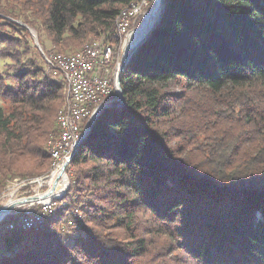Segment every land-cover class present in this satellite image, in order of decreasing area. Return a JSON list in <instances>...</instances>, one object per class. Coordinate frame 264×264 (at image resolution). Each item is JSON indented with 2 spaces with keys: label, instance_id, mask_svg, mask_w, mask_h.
I'll return each mask as SVG.
<instances>
[{
  "label": "trees",
  "instance_id": "16d2710c",
  "mask_svg": "<svg viewBox=\"0 0 264 264\" xmlns=\"http://www.w3.org/2000/svg\"><path fill=\"white\" fill-rule=\"evenodd\" d=\"M139 1L26 0V20L0 4V197L50 171L66 100L26 26L49 58L102 39L116 54ZM121 88L44 225L21 228L41 203L0 218V264H264V0H165Z\"/></svg>",
  "mask_w": 264,
  "mask_h": 264
},
{
  "label": "built area",
  "instance_id": "2783aa9c",
  "mask_svg": "<svg viewBox=\"0 0 264 264\" xmlns=\"http://www.w3.org/2000/svg\"><path fill=\"white\" fill-rule=\"evenodd\" d=\"M146 15L147 11L140 9V1L137 2L134 10L124 17V24L121 26L122 40L118 41L122 42L138 21L143 17L145 19ZM43 55L45 60L49 58ZM114 55L113 45L106 41H96L84 54L76 57V63H67V56H56V53L51 56L53 65L49 66L53 69L55 76L69 83L70 86V111L61 119L58 139L52 149V154H56L55 170H59V175L63 180H65L63 172L65 161H68L66 151H71V146L80 139L82 134H85V127L89 125L85 123L87 109L100 110L101 106H106L114 100L120 101L116 90V79L106 77L107 66L114 63ZM105 80H113V87H105ZM26 183L27 181H18L20 186ZM60 192L67 191L60 190ZM48 199L55 200V196L51 195ZM43 203L44 205L36 213L24 218L21 224H41V216L49 214L54 210L55 205L54 203ZM74 216H77V210L74 211Z\"/></svg>",
  "mask_w": 264,
  "mask_h": 264
},
{
  "label": "rangeland",
  "instance_id": "374dc122",
  "mask_svg": "<svg viewBox=\"0 0 264 264\" xmlns=\"http://www.w3.org/2000/svg\"><path fill=\"white\" fill-rule=\"evenodd\" d=\"M154 3H155V0H154ZM0 4L2 6H6L7 8L9 9H12V8H17L18 10H20V14L23 16L21 17L23 20H26V17H31V14L29 13V7L26 6V0H0ZM149 4H150V0L146 1V4L143 6V11H150L149 10ZM155 5V4H154ZM154 7V6H153ZM28 20H31V19H28ZM145 19L144 17L142 19H140L138 21V23L136 24L135 27L132 28V30L130 31V33L136 28H139L143 23H144ZM27 27V26H26ZM29 28V27H28ZM31 28V27H30ZM29 28V29H30ZM32 30H34L32 28ZM30 31V30H29ZM37 37H38V41H39V35L38 33L36 32V30H34ZM31 33V32H30ZM130 33L126 36V38L130 35ZM32 35V34H31ZM125 38V39H126ZM32 39H33V36H32ZM125 39L122 41V47H121V52L117 53L116 52V57L117 58V61L113 64H110L107 66V75L106 77L108 78H112V79H116L117 81V78H118V73H119V70H120V67H121V56L120 54H122V49H123V44H124V41ZM33 42H34V39H33ZM40 43V41H39ZM35 44V42H34ZM36 46V45H35ZM45 54L44 51L41 52V54ZM55 54L52 53L51 55ZM131 56V54H130ZM129 56V57H130ZM128 57V58H129ZM120 58V59H119ZM8 63V61H4V60H1L0 61V64L1 66H5L6 64ZM119 63V64H118ZM118 64V65H117ZM51 171V172H50ZM50 171H48V173L46 175H42L38 178H35V179H31V180H22L23 182L27 181L26 185L25 184H22L23 186H20L18 184V181H21V180H17V181H13L8 190L5 191L2 196L0 197V210L1 209H4L8 206H11L15 203H18L22 200H25V199H29L31 197H29V194L32 193L31 195H33L32 197H40V196H43L45 194H47L49 191L53 190V189H57V188H60L62 187L64 184H65V180H63L61 178V176L59 175V170H54L52 172V170L50 169ZM40 182V183H39ZM39 183V184H38ZM44 187H42L43 185ZM20 186V187H19ZM52 186V189H50L48 191V187H51ZM22 187H25L26 189H22ZM46 189V190H45ZM58 191L60 192V190H56L54 192H52L51 194L48 195V197H50L51 195L55 196V194L58 193ZM48 200V198L46 199ZM46 200H39L37 203H41V207L44 205L43 202H45ZM52 200V199H51ZM36 204V203H35ZM33 205V204H32ZM31 204H27L26 206H24L23 208H19L17 209L18 212H20L21 210H26L28 207L32 206ZM26 218V217H24ZM23 218V219H24Z\"/></svg>",
  "mask_w": 264,
  "mask_h": 264
},
{
  "label": "bare ground",
  "instance_id": "6f19581e",
  "mask_svg": "<svg viewBox=\"0 0 264 264\" xmlns=\"http://www.w3.org/2000/svg\"><path fill=\"white\" fill-rule=\"evenodd\" d=\"M146 1H148V0H142V1H140V9L143 8V6L146 4ZM159 2H160V0H157V5H154V7L149 12H147V15H146L145 21H144V23H145L146 26L149 25V24H151V22L155 19L156 15H157V10H158V6H159ZM136 4H137V2L131 4V6H129L128 8H126L122 12V14L119 16V18L117 19L116 25H115L116 28L114 30V35H113L116 40H122V28H121V26H123V24H124V17H126L127 15H129V12L130 11L134 10V7L136 6ZM142 36H143L142 34H138V35L133 36L132 39L129 41V47H132V49H133V47L138 43V41L142 38ZM98 41H104V40L102 39V40H98ZM91 45H92V43L86 44V46L80 52L78 51L79 53L74 54V55H72V54H70V55L67 54L66 55V54L56 53V56H67V63H76V57L80 56L81 54H84V52L87 49H89L91 47ZM120 56H121V54H120ZM116 61L114 60V63ZM46 62L49 65H53V58H46ZM115 65H116V63H115ZM62 83H64L65 86H66V100H65L64 107H62V109L59 111L58 116H57V125H58L59 129L61 127V119L63 117H65V115H66V113L68 111H70V99H69L70 86H69V83H66V82H62ZM105 87H113V80H105ZM116 90H117V93H118V98L121 99V97L119 95V92H118V89H117V81H116ZM104 108H105V106H101L100 107V110H97V108H88L87 109V112H86V116H85V123H89V121H91L92 119H95V117L97 115H99V113ZM87 131H88V126L85 127V134H86ZM85 134H82V136L80 137V139L74 142V145L71 146V151H66V158H68V160L76 152V150H77L80 142L83 140ZM56 139H58V135L55 136V134H54V136H52V138H51V140L49 142V152H50L49 154L52 157V166H51L52 172L55 170V167H56V154H52V149H53V147L55 145ZM66 163H67V161H65V164ZM60 193L66 194L67 192H60ZM55 199H58V196H55ZM75 200H77V198H75L74 201ZM55 206H56V204L54 205V210H55ZM64 206H66V205H64ZM54 210L50 211L49 214L52 213ZM79 213L80 212L77 210V216H74V217L75 218H80ZM49 214H45V216H41V224H42V226L44 225V223L46 221V218H47V216ZM41 224H25V225H21L22 226L21 228L22 229L40 228V227H42ZM70 225H74L73 222H71ZM15 227H17V226L14 225V226H10L9 228L11 230H14Z\"/></svg>",
  "mask_w": 264,
  "mask_h": 264
},
{
  "label": "water",
  "instance_id": "95a60500",
  "mask_svg": "<svg viewBox=\"0 0 264 264\" xmlns=\"http://www.w3.org/2000/svg\"><path fill=\"white\" fill-rule=\"evenodd\" d=\"M164 4H165V0H160L159 6H158V10H157V15H156L155 19L151 22V24H149V25L146 26L145 23H143L139 28H137V29L135 28L130 33V35L125 39L124 44H123L122 54H121V67H120V70H119V73H118V78H117V89H118V92H119V95H120L121 99H120L119 102H117L116 100L112 101L110 104H108L107 107H109V108H115L117 106L124 105L123 91H122V88H121V77H122V74H123V72L125 70V67L127 65L128 57L130 56V54H132L138 48V46L144 40V38L147 35V33L159 22V20H160V18L162 16ZM155 5H157V0H155ZM26 28L29 29L28 27H26ZM29 30H30V32H31V34L33 36V39H34V42H35L36 47L41 52H43L42 47H41V45H40V43L38 41V37H37L35 31L32 30V29H29ZM138 34H142L143 36H142V38L138 41V43L132 49V47H129V41L132 39L133 36L138 35ZM87 134H88V131L84 135L83 140L85 139V137H86ZM72 159H73V156L65 164V167H64V170H63V172H64V178H65V184L62 187L57 188V189H53V190L49 191L47 194H45L43 196H40V197H37L36 196V197L29 198V199H25V200H22V201H20L18 203H15V204H13L11 206H8V207H6L4 209H1L0 210V218H3L5 216H8V215L13 214L17 209L23 208L27 204H31L32 205V204L37 203L39 200H43L44 201L47 198H49L48 197L49 194H51L52 192H54L56 190H66V191H68L69 186H70V179L67 176L66 169H67L69 163L72 161Z\"/></svg>",
  "mask_w": 264,
  "mask_h": 264
}]
</instances>
